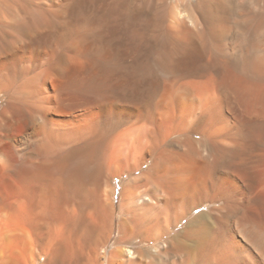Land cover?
<instances>
[{
	"label": "bare ground",
	"instance_id": "bare-ground-1",
	"mask_svg": "<svg viewBox=\"0 0 264 264\" xmlns=\"http://www.w3.org/2000/svg\"><path fill=\"white\" fill-rule=\"evenodd\" d=\"M175 2L0 0V264H264V0Z\"/></svg>",
	"mask_w": 264,
	"mask_h": 264
},
{
	"label": "rangeland",
	"instance_id": "rangeland-1",
	"mask_svg": "<svg viewBox=\"0 0 264 264\" xmlns=\"http://www.w3.org/2000/svg\"><path fill=\"white\" fill-rule=\"evenodd\" d=\"M176 0H174L175 2ZM178 3L180 2V0H177ZM177 3V2H175ZM3 99L0 100V105L3 103ZM132 176H125L123 178H117L115 181V184H116V188H117V194L115 196V203H116V207H117V211H116V217H115V227H114V234H113V237L109 243V246H113V243L115 242V240L118 238V235H119V222H120V217H121V214L119 212V206H120V202H121V199H122V191H123V187L125 186V184L128 183V181L130 180ZM210 207V204H206L204 207L200 208L199 210H196L195 212H193V214H191L190 217L196 215L199 211H202V210H205V209H208ZM185 225V222L182 223V225H180V227L176 230V232L180 231L183 226ZM152 245V244H151ZM166 257V256H165ZM163 257L162 260L160 259L159 262L158 260V264H170L171 260L173 259V255H170L168 257ZM164 259V260H163Z\"/></svg>",
	"mask_w": 264,
	"mask_h": 264
}]
</instances>
